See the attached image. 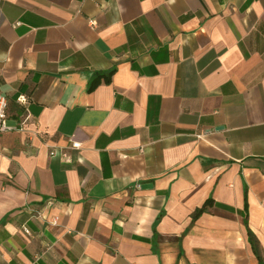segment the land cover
Listing matches in <instances>:
<instances>
[{
	"label": "crops",
	"instance_id": "crops-1",
	"mask_svg": "<svg viewBox=\"0 0 264 264\" xmlns=\"http://www.w3.org/2000/svg\"><path fill=\"white\" fill-rule=\"evenodd\" d=\"M0 95V264H264V0H0Z\"/></svg>",
	"mask_w": 264,
	"mask_h": 264
},
{
	"label": "built area",
	"instance_id": "built-area-1",
	"mask_svg": "<svg viewBox=\"0 0 264 264\" xmlns=\"http://www.w3.org/2000/svg\"><path fill=\"white\" fill-rule=\"evenodd\" d=\"M95 25V23H92ZM20 103L26 105V100H19ZM11 130V127L8 124V100L5 96L0 95V134L7 133ZM71 148L74 150H79L81 148V143L71 139ZM27 233L28 230H25Z\"/></svg>",
	"mask_w": 264,
	"mask_h": 264
},
{
	"label": "trees",
	"instance_id": "trees-1",
	"mask_svg": "<svg viewBox=\"0 0 264 264\" xmlns=\"http://www.w3.org/2000/svg\"><path fill=\"white\" fill-rule=\"evenodd\" d=\"M112 74H113V71L110 72L109 77L107 78V82L110 81V77L112 76ZM96 80H97V79L93 80V82L91 83V85H90V87H89V90H90V91H93V90L96 88V86H97ZM203 212H204V207L201 208V209H198V210L195 212L194 216H193V220H196V219H197V218H198ZM249 239H250V241L253 243V246H254V248H255V249H254L255 252H257V249H256L257 244H256V242L254 241L253 234H252L250 231H249Z\"/></svg>",
	"mask_w": 264,
	"mask_h": 264
},
{
	"label": "water",
	"instance_id": "water-1",
	"mask_svg": "<svg viewBox=\"0 0 264 264\" xmlns=\"http://www.w3.org/2000/svg\"><path fill=\"white\" fill-rule=\"evenodd\" d=\"M143 189L151 188L152 186L150 184L141 186Z\"/></svg>",
	"mask_w": 264,
	"mask_h": 264
}]
</instances>
